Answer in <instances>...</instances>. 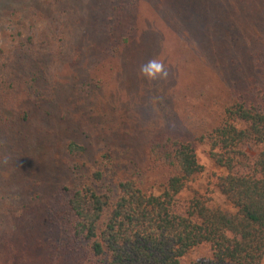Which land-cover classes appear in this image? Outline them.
<instances>
[{
	"label": "rangeland",
	"instance_id": "rangeland-1",
	"mask_svg": "<svg viewBox=\"0 0 264 264\" xmlns=\"http://www.w3.org/2000/svg\"><path fill=\"white\" fill-rule=\"evenodd\" d=\"M153 60L166 75L143 71ZM254 86L264 88V0H0V264H70L44 214L73 165L112 147L158 193L151 139L196 138ZM196 148L193 187H205L223 170ZM210 253L197 247L183 264Z\"/></svg>",
	"mask_w": 264,
	"mask_h": 264
},
{
	"label": "trees",
	"instance_id": "trees-1",
	"mask_svg": "<svg viewBox=\"0 0 264 264\" xmlns=\"http://www.w3.org/2000/svg\"><path fill=\"white\" fill-rule=\"evenodd\" d=\"M30 95L37 99L35 90ZM218 116L196 138L189 128L151 139L147 170L163 174L158 193L144 189L126 155L112 147L86 168L73 165L75 177L44 214L56 255L70 264H183L207 245L210 255L187 264H264V88L238 92ZM197 143L223 174L195 188L202 173ZM184 192L191 194L177 210Z\"/></svg>",
	"mask_w": 264,
	"mask_h": 264
},
{
	"label": "clouds",
	"instance_id": "clouds-1",
	"mask_svg": "<svg viewBox=\"0 0 264 264\" xmlns=\"http://www.w3.org/2000/svg\"><path fill=\"white\" fill-rule=\"evenodd\" d=\"M143 71L150 77L155 78L158 73L162 75H166L164 72L163 65L158 63L157 61H149L148 65L144 67Z\"/></svg>",
	"mask_w": 264,
	"mask_h": 264
}]
</instances>
